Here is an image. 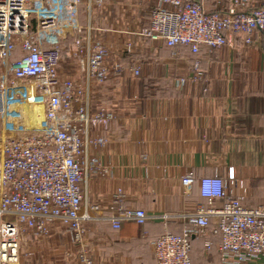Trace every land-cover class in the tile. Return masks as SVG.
I'll return each mask as SVG.
<instances>
[{
  "label": "built area",
  "instance_id": "2783aa9c",
  "mask_svg": "<svg viewBox=\"0 0 264 264\" xmlns=\"http://www.w3.org/2000/svg\"><path fill=\"white\" fill-rule=\"evenodd\" d=\"M156 1L141 35L170 48L190 46L198 53L202 45L225 47L228 33L243 35L246 45L253 44L254 32L264 34V0H215L212 10L205 0ZM84 4L89 13L103 0H0V264L19 261L23 229L45 236L59 224L78 244L86 222L94 219L91 211L97 207H89L87 183L92 173L107 171L94 152L108 145L106 134L116 116L106 106L93 109L92 89L126 69L109 66L105 44L91 36L90 16L88 27L81 25ZM69 36L76 38L72 57L79 81L65 77L62 69L60 45ZM194 67L196 72L177 85L203 79L198 60ZM131 71L139 75V69ZM181 182L190 192L193 172ZM236 185L232 169L227 180L218 174L202 178L199 191L206 203L186 215L191 227L181 234L166 231L152 243L157 264H191V237L212 216L218 218L223 264H264V205L248 208L232 198L228 190ZM124 198L121 189L113 197L115 229L155 219L167 225L172 218L126 209ZM225 198L229 201L221 207L213 206ZM80 264L94 261L82 254Z\"/></svg>",
  "mask_w": 264,
  "mask_h": 264
},
{
  "label": "crops",
  "instance_id": "0c3cea01",
  "mask_svg": "<svg viewBox=\"0 0 264 264\" xmlns=\"http://www.w3.org/2000/svg\"><path fill=\"white\" fill-rule=\"evenodd\" d=\"M137 1L144 6L146 0ZM205 3L215 8V0ZM148 24H121L102 39L91 34L105 44L109 66L126 69L112 72L103 84L105 97L93 102L94 110L103 104L116 116L106 134L108 145L94 152L107 171L92 173L87 183L89 207L97 209L85 226L96 227L101 264H157L152 243L166 231L179 234L190 227L186 215L206 203L199 191L204 177L218 174L227 180L232 169L237 185L228 194L248 208L264 205V34L254 32L253 44L246 45L243 35L228 33L225 47L202 45L194 53L187 46L169 48L143 37ZM124 35L132 37L125 46ZM197 60L203 79L177 85L196 72ZM146 87L151 97H144ZM188 171L195 184L185 192L181 180ZM119 189L125 194L124 208L172 218L167 225L163 219L145 225L124 222L115 230L111 204ZM213 206L221 207V201ZM217 224L212 216L208 227L192 236L191 264H223Z\"/></svg>",
  "mask_w": 264,
  "mask_h": 264
},
{
  "label": "rangeland",
  "instance_id": "374dc122",
  "mask_svg": "<svg viewBox=\"0 0 264 264\" xmlns=\"http://www.w3.org/2000/svg\"><path fill=\"white\" fill-rule=\"evenodd\" d=\"M146 1H144V6H141L137 0H103L102 5L93 6L90 14L87 10L88 6L84 4L82 5V14L85 15L86 23L83 26L88 27L90 16L92 35L94 36L96 32L97 36L101 38L102 35L104 38L105 34L116 31L121 24L128 28H134L136 22L145 25L150 20V6L154 3V0ZM142 10L146 11L145 16L143 13H139ZM65 16L68 17V14ZM130 36L124 35L126 37L122 39L124 46L132 38ZM62 43L60 48L63 53V72L67 74L65 77L79 81L81 71L77 68L78 61L75 62L69 58V55L72 56L73 45H69L67 39ZM101 87L103 84L96 86V88ZM92 100L94 101L93 97ZM95 100L97 101L98 97ZM102 106L105 105L102 104ZM91 227L92 229L86 231L83 241L78 244L73 241L72 235L67 229L59 224L45 236H38L30 230L23 229L19 238L20 251L17 264H80L82 254L90 256L94 264H101L102 253L99 248L101 242L100 240L99 244L96 242V227ZM106 232L109 233V230L107 229Z\"/></svg>",
  "mask_w": 264,
  "mask_h": 264
},
{
  "label": "trees",
  "instance_id": "16d2710c",
  "mask_svg": "<svg viewBox=\"0 0 264 264\" xmlns=\"http://www.w3.org/2000/svg\"><path fill=\"white\" fill-rule=\"evenodd\" d=\"M154 5H151L150 6V8H152ZM149 22H150V20H149ZM80 23H81V25L83 26L85 23H86V21H85V15L84 14H82V12H80ZM149 25V24H148ZM75 37L74 36H69L68 38H67V43L70 45H73L74 44V42H75ZM63 44V43H62ZM61 46V45H60ZM179 46H184V45H178L177 47H179ZM187 47H189L190 49H191V47L190 46H187ZM170 48V47H169ZM127 57V54H125L124 55V58H126ZM69 58L71 59V60H75V62H76V59H74L72 56H70L69 55ZM62 64H63V53H62ZM76 65V64H75ZM64 70V69H63ZM143 80L144 79H140L139 81H140V83H142L143 85H144V82H143ZM108 81V80H107ZM107 81H106V83H107ZM105 83V84H106ZM105 86V85H104ZM104 86L103 87H101V88H96V87H93V89H92V97H93V99L95 100V98L96 97H98V101H100L99 99L100 98H102V95H103V97H105V95H106V93H105V89H104ZM145 89H147V91H149V93H144V97H151V93H150V90H149V88H145ZM95 97V98H94ZM100 105H102V104H100ZM219 201H221V206L224 204V203H226V202H228L229 201V199H227V198H225V199H222V200H219ZM147 223V222H146ZM145 223V224H146ZM145 224H137V225H145ZM209 225V224H208ZM191 227V226H190ZM208 227V226H207ZM206 227V228H207ZM115 230H118V229H115ZM216 230V229H215ZM183 232V231H182ZM181 232V233H182ZM181 233H179V234H181ZM175 234H178V233H175ZM215 234H217L218 236H219V238H220V240H219V247H220V244H221V239H222V237H221V234H219V233H215ZM160 237V236H159ZM158 239V238H157ZM192 242H193V238L191 237V249H192ZM213 245V244H212ZM211 248V247H210ZM219 252H220V250H219ZM220 256H221V254H220ZM190 258H191V253H190ZM192 263V262H191Z\"/></svg>",
  "mask_w": 264,
  "mask_h": 264
}]
</instances>
